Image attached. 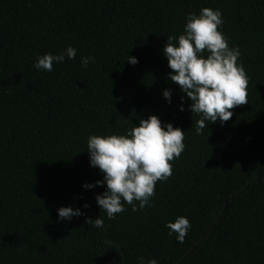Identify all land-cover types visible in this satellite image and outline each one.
Returning <instances> with one entry per match:
<instances>
[{"label":"trees","instance_id":"obj_1","mask_svg":"<svg viewBox=\"0 0 264 264\" xmlns=\"http://www.w3.org/2000/svg\"><path fill=\"white\" fill-rule=\"evenodd\" d=\"M201 8L222 14L217 30L240 51L248 104L230 109L222 126L206 121L197 135L201 117L168 79L162 49ZM69 46L74 59L51 72L33 67L37 56ZM82 56L94 59L82 67ZM149 115L185 131L184 151L169 162L172 175L156 182L150 206L134 212L124 203L108 219L95 202L104 188L82 187L102 179L86 141L125 134ZM62 206L83 215L58 219ZM97 216L103 228L85 223ZM178 216L191 224L182 243L165 227ZM137 257L264 264V0H0V264Z\"/></svg>","mask_w":264,"mask_h":264},{"label":"clouds","instance_id":"obj_2","mask_svg":"<svg viewBox=\"0 0 264 264\" xmlns=\"http://www.w3.org/2000/svg\"><path fill=\"white\" fill-rule=\"evenodd\" d=\"M223 19L219 9L201 8L198 14L187 13L183 33L168 36L163 45L162 55L171 70L167 77L179 86V91L190 100L188 108L191 113L201 118L196 121L197 135L209 123L219 119L221 126L233 113L229 111L236 106L248 104V78L238 64L240 51L238 47H229L228 40L217 30ZM175 41V42H174ZM208 54L205 56L204 53ZM67 56L74 59L76 49L69 46L59 54L45 53L37 56L33 67L36 70L51 72L54 63H62ZM93 57L82 56L80 63L87 67ZM129 64L135 65L137 59L128 56ZM162 96L171 103V90L165 89ZM179 110L184 111L183 98ZM208 121L209 123H205ZM184 132L174 128L171 123L155 115L140 119L138 125L127 129L122 135H90L86 141L90 167L98 168L102 179L94 184L82 187L91 189L102 186L104 191L95 195V202L108 219L124 211V203L131 205L132 211L143 210L150 206L157 181H165L172 175L169 163L179 158L184 151ZM138 201L139 204L133 203ZM83 208H87L85 203ZM83 212L71 206L57 209L58 219L71 220ZM85 223L95 228H103L104 221L85 218ZM168 235L176 234L182 243L191 224L186 217L178 216L174 222H166ZM137 264H157L154 259L145 260L137 257Z\"/></svg>","mask_w":264,"mask_h":264}]
</instances>
